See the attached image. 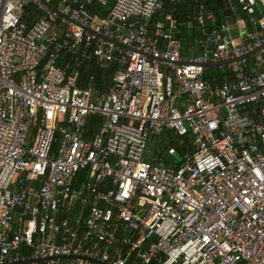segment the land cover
Instances as JSON below:
<instances>
[{"label":"built area","instance_id":"obj_1","mask_svg":"<svg viewBox=\"0 0 264 264\" xmlns=\"http://www.w3.org/2000/svg\"><path fill=\"white\" fill-rule=\"evenodd\" d=\"M163 1L0 0V264H264V0Z\"/></svg>","mask_w":264,"mask_h":264},{"label":"trees","instance_id":"obj_2","mask_svg":"<svg viewBox=\"0 0 264 264\" xmlns=\"http://www.w3.org/2000/svg\"><path fill=\"white\" fill-rule=\"evenodd\" d=\"M112 1H110L111 4ZM231 2V3H230ZM164 8L166 12H170L173 17L176 18L178 27L180 28L181 35L179 34L178 38L182 44H186L189 39L193 38L196 31L198 30V26L195 22V16L199 9V4H203L206 7L211 8L216 15V23L220 21L224 17L230 16V5L232 3L235 4V0H179L176 2H171L170 0H164ZM30 11V15L35 17L37 15V11L33 9V7L28 8V12ZM157 18L154 17V21ZM30 22V21H29ZM198 27V28H197ZM113 66L108 67L106 69L99 70V74L102 76H108L111 74ZM91 72V71H90ZM94 72V71H93ZM84 74L86 72H83ZM87 74V73H86ZM106 80V78H104ZM102 78H100L99 84L102 83ZM98 120H91L89 123H92L93 126L97 124ZM169 143H174V141L169 140ZM178 151L180 150L177 148Z\"/></svg>","mask_w":264,"mask_h":264},{"label":"crops","instance_id":"obj_3","mask_svg":"<svg viewBox=\"0 0 264 264\" xmlns=\"http://www.w3.org/2000/svg\"><path fill=\"white\" fill-rule=\"evenodd\" d=\"M171 2H176V1H179V0H176V1H173V0H170ZM228 1H230V0H228ZM164 2V1H163ZM231 3V2H230ZM164 4V3H163ZM201 7H206V6H204L203 4H199V9L201 8ZM206 8H208V9H211V8H209V7H206ZM165 9V8H164ZM199 9H198V11H199ZM167 13H170V12H167ZM171 14V13H170ZM172 15V14H171ZM240 17H244V14L241 12V10L239 9V7H238V5H237V3H236V0H235V4L234 3H232L231 5H230V16L229 17H224V18H228L229 20H232V19H234V18H240ZM175 18V17H174ZM224 18H222L221 20H223ZM176 19V18H175ZM215 19H216V15H215ZM154 20V19H153ZM155 22V21H154ZM161 23V25L163 26V27H166L165 26V23H164V21L163 20H161L160 21ZM195 22H196V18H195ZM231 23H232V27H234L235 28V33H234V38H239L240 39V41H241V24L240 23H236L235 24V21L233 20V21H230ZM177 25H178V23H177ZM196 25H197V23H196ZM198 26V25H197ZM199 27V26H198ZM197 27V28H198ZM178 29H179V32L178 33H174L175 35V38L176 39H178L179 40V38H178V36H179V34L181 35V31H180V28L178 27ZM199 31H200V28H198V30L196 31V33H195V35H194V37L193 38H191V39H189V41L184 45V44H182L181 43V41L179 40V42H180V45H181V51L183 52V53H185V54H189L190 52H191V49H190V44H191V42L193 41V39L199 34ZM240 34V35H239ZM246 57H248V56H246ZM217 65V64H216ZM209 67L205 70V77L207 78V79H213L214 81H216V82H223L224 80H230V79H232L233 77H232V75H231V72L230 71H228V70H225V69H220V68H218L217 66H215V64H210V65H208ZM111 67V66H110ZM212 67H216L217 69H219V70H223V71H225V74H223V75H220V76H216V75H214L212 72H211V69H212ZM82 69H84V70H87V71H91L92 73H94L95 75H96V83H95V90H96V92H103V91H105L106 90V88H107V84H108V82H109V78H110V74L108 75V76H100V75H98L99 74V70H101V69H94V67L91 65V63H84L83 65H82ZM244 69H246V70H249V67H248V65H245L244 66ZM94 71V72H93ZM100 78H102V83L101 84H99V82H100ZM104 78H106V80H104Z\"/></svg>","mask_w":264,"mask_h":264},{"label":"rangeland","instance_id":"obj_4","mask_svg":"<svg viewBox=\"0 0 264 264\" xmlns=\"http://www.w3.org/2000/svg\"><path fill=\"white\" fill-rule=\"evenodd\" d=\"M233 42H234L235 44H238V43L240 42V39L236 37V38H234ZM211 72H212L214 75H216V76H220V75L225 74V71H223V70H219V69H217L216 67H212Z\"/></svg>","mask_w":264,"mask_h":264},{"label":"water","instance_id":"obj_5","mask_svg":"<svg viewBox=\"0 0 264 264\" xmlns=\"http://www.w3.org/2000/svg\"><path fill=\"white\" fill-rule=\"evenodd\" d=\"M263 45H264V44H262V46H263ZM257 49H258V48H257ZM257 49H254V50L250 51L248 54L253 53V52H254L255 50H257ZM248 54H247V55H248ZM210 64H215V65H216L217 63H208V65H210Z\"/></svg>","mask_w":264,"mask_h":264}]
</instances>
